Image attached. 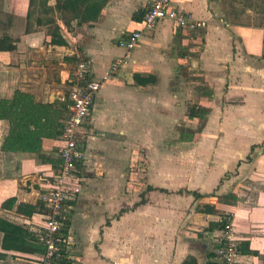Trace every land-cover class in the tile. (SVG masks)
Returning <instances> with one entry per match:
<instances>
[{"label":"crops","instance_id":"crops-1","mask_svg":"<svg viewBox=\"0 0 264 264\" xmlns=\"http://www.w3.org/2000/svg\"><path fill=\"white\" fill-rule=\"evenodd\" d=\"M150 1L105 0L95 20L64 26L48 0L61 42L54 44L46 26L24 33L28 0H0V36L15 40L12 51H0V100L18 92L49 106L45 116L36 109L11 126L35 133L36 152L3 150L10 123L0 119V220L33 236L40 230V198L59 166L68 81L84 60L103 81L79 135L81 159L68 184L78 191L65 202L61 264H216L225 220L239 264H264V16L234 22L218 0H170L204 27L160 21L124 58L117 40L136 28ZM135 76L149 79L140 85ZM192 108L205 114L190 117ZM18 204L35 210L26 216ZM0 253V264L41 256Z\"/></svg>","mask_w":264,"mask_h":264},{"label":"built area","instance_id":"built-area-1","mask_svg":"<svg viewBox=\"0 0 264 264\" xmlns=\"http://www.w3.org/2000/svg\"><path fill=\"white\" fill-rule=\"evenodd\" d=\"M160 21H170L175 28L196 30L204 27L202 21H197L187 14L177 12L170 0H151L145 8L141 20L136 22V28L124 34L117 40V46L125 51L127 58L130 51L140 41L145 33L153 30ZM260 34L264 39V18L260 25ZM122 59L114 60L105 79L114 76L116 68ZM102 80H95L84 60L80 61L71 73L68 81L65 104L66 118L62 123L58 151L60 160L57 170L50 176L49 189L41 196L43 212L41 214L40 230L35 234L43 247V253L32 264H56L62 245H66L65 238L68 228V218L65 202L73 199L77 188L69 190L68 184L76 181L78 170L74 164L81 159L78 150V140L81 129L90 113L96 93ZM218 246L213 251L216 264H239V243L235 231L227 220L219 231Z\"/></svg>","mask_w":264,"mask_h":264},{"label":"trees","instance_id":"trees-1","mask_svg":"<svg viewBox=\"0 0 264 264\" xmlns=\"http://www.w3.org/2000/svg\"><path fill=\"white\" fill-rule=\"evenodd\" d=\"M47 2L48 0H28L24 33L31 32L33 27L46 26L47 34L51 38L50 42L54 44H61L57 36V34H59L58 28L54 25L52 18H50L52 9L47 6ZM104 2L105 0H54L53 9L55 8L57 11L61 10L63 14V16L61 17V21L64 26H68L70 20L76 21V25H81L83 23H86L87 21L95 20ZM14 43L15 40L10 39L6 35H1L0 51H12L15 48ZM148 79L149 78L143 79L137 76L134 77L135 82L140 85L146 84ZM48 108L49 106L47 105L32 104V100L29 96L20 94L18 92L14 93L10 101L0 100V119L8 120V122L10 123L9 132L1 148L6 151L36 152L39 148L40 142H38L35 133L33 132L29 135H26L22 131L16 130V132H14L15 128L11 126H13V124L14 126H17L16 123H18L19 125L21 123L22 125L23 121L26 122L31 117H36V109H39V116H45ZM191 112H193V114H191ZM204 114L205 111L200 110L199 108H192L189 116L201 118ZM38 120H40V117L38 118ZM45 121L46 119L44 120V122ZM35 143L37 144V146L33 148ZM21 145H23L24 148ZM79 162L80 159H78L74 164V167H76V169ZM13 202L14 199L11 198L5 200L1 206L2 208H7L8 205L12 204ZM16 210L26 216H30L35 210V207L18 204ZM42 210L43 208L38 211L42 212ZM0 234L2 235L0 245L2 250H11L33 254L43 253V247L39 244L40 241L39 239H37L35 234L33 236L27 231L3 220H0ZM64 256V246L62 245L61 250L58 254V259L55 260V263L61 264L65 262ZM1 257L2 254L0 253V258Z\"/></svg>","mask_w":264,"mask_h":264},{"label":"rangeland","instance_id":"rangeland-1","mask_svg":"<svg viewBox=\"0 0 264 264\" xmlns=\"http://www.w3.org/2000/svg\"><path fill=\"white\" fill-rule=\"evenodd\" d=\"M218 1L225 18L234 22L258 24L264 16V0ZM184 79H186V76H184Z\"/></svg>","mask_w":264,"mask_h":264}]
</instances>
